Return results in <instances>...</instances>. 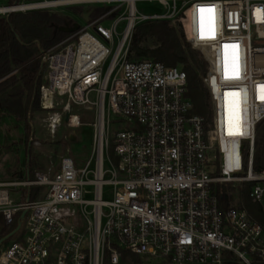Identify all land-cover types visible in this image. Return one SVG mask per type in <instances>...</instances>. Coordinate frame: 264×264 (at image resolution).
I'll list each match as a JSON object with an SVG mask.
<instances>
[{
  "label": "built area",
  "instance_id": "obj_1",
  "mask_svg": "<svg viewBox=\"0 0 264 264\" xmlns=\"http://www.w3.org/2000/svg\"><path fill=\"white\" fill-rule=\"evenodd\" d=\"M43 1L54 4L36 8L102 5L72 42L42 53L50 131L67 113V125L80 126L73 106H94L92 151L83 167L64 156L54 172L0 177L4 222L21 213L0 264H263V226L219 185L251 183V199L264 203V168L254 169L264 120V0ZM143 1L164 12H140ZM148 20L177 24L204 55L210 117L192 113L182 67L129 60L133 32ZM56 97L64 98L59 110ZM26 188V200L10 197Z\"/></svg>",
  "mask_w": 264,
  "mask_h": 264
},
{
  "label": "trees",
  "instance_id": "obj_2",
  "mask_svg": "<svg viewBox=\"0 0 264 264\" xmlns=\"http://www.w3.org/2000/svg\"><path fill=\"white\" fill-rule=\"evenodd\" d=\"M22 3V0H5L4 5ZM71 10L74 14L82 13L81 7H71ZM99 11L101 10L99 9L98 13ZM93 13L91 18L96 15ZM67 21L71 23L73 19L49 9L14 11L0 15V113H8L17 121L24 122L27 135L31 132L28 114L41 109L40 86L46 68V62L42 61V53L57 46L74 33L63 30L67 27ZM66 44L67 42H64L61 47ZM61 47L55 48V51ZM128 58L132 61L152 59L167 66L182 67L187 74V97L193 105L192 113L210 117L209 92L203 81L208 71L207 61L199 51L191 47L184 31L177 24L166 20L139 23L132 35ZM35 168L36 163L31 156L29 159L31 178L34 177ZM263 168L264 120L257 127L254 151L255 171ZM250 187L251 183H246L241 191L240 207L245 208L264 228V203L251 199ZM37 191L38 187H33V192ZM20 216L21 213H17L13 222L7 225L1 215L0 239L17 227ZM13 238V236L8 238L4 244Z\"/></svg>",
  "mask_w": 264,
  "mask_h": 264
},
{
  "label": "rangeland",
  "instance_id": "obj_3",
  "mask_svg": "<svg viewBox=\"0 0 264 264\" xmlns=\"http://www.w3.org/2000/svg\"><path fill=\"white\" fill-rule=\"evenodd\" d=\"M44 2L43 0H22L23 3L31 2ZM5 0H0V6H5ZM71 7H81V14H74ZM101 4H85V5H71V6H60L54 8H35L19 10L22 12L36 10V9H49L57 11L60 14L67 15L73 19V22L67 21L66 24H70L73 27L75 22H79L80 25H85L86 21L82 15L87 13L91 9L95 10L93 14L98 13ZM137 9L145 14H154L164 12V8L157 2L143 1L137 3ZM97 10V11H96ZM8 12L0 13L5 15ZM92 15V14H91ZM92 17V18H95ZM103 24L109 25L107 22ZM123 27V26H122ZM120 26L119 30H122ZM74 34V33H73ZM67 37L63 42L70 43L73 40V36ZM117 38H114L116 44ZM198 51V50H197ZM200 52V51H199ZM201 53V52H200ZM50 54V53H49ZM202 54V53H201ZM203 55V54H202ZM204 57V55H203ZM205 58V57H204ZM206 60V59H205ZM43 61V60H42ZM110 57L106 63L105 68L108 66ZM208 64V63H207ZM49 63L46 61V68L42 74V84L47 81V75L49 72ZM209 67V66H208ZM95 93H91V99H95ZM55 109H60L64 103V98L56 97ZM41 93H40V104H41ZM72 112L80 116L81 125L78 127H69L65 120H62L57 126L55 133L50 131L48 117L51 114L47 110L41 109L30 112L27 120L31 127V132L27 135V130L24 122L17 121L14 116L8 113H0V177L4 180L10 179L17 175L22 169L29 168L28 154L32 156L36 163V170H44L48 172L56 171L60 166V161L64 156H70L75 160L77 167H83L89 160L92 151V142L94 127L93 123L95 120L94 106H90V109L83 106H73ZM225 113L226 119L230 117L229 110ZM230 130L226 128V132ZM262 132V131H261ZM260 132V134H261ZM115 160V159H114ZM93 167V164H92ZM34 169V166L31 168ZM246 183H233V184H222L219 185V189L222 193H228L230 196V202L236 206H242L241 191L243 190ZM28 195V189H20L10 191V197L14 200L21 201L26 200ZM23 197V198H22ZM92 198L93 195L88 196ZM1 219V215H0ZM11 233V232H10ZM8 235V234H7ZM5 235V236H7ZM4 236V237H5ZM3 238V237H2ZM4 242L1 245L0 251L4 246ZM135 260H142L141 256H136Z\"/></svg>",
  "mask_w": 264,
  "mask_h": 264
},
{
  "label": "water",
  "instance_id": "obj_4",
  "mask_svg": "<svg viewBox=\"0 0 264 264\" xmlns=\"http://www.w3.org/2000/svg\"><path fill=\"white\" fill-rule=\"evenodd\" d=\"M18 5L15 4L13 6H8V7L11 8V7H16ZM14 11H19V10L11 9L10 11H7V12L8 13H11V12H14ZM92 12H93V9H91L87 13H84L82 15L83 19L85 21H88L89 18H90V16H91V14H92ZM80 26L81 25H80L79 22H75L74 25H73V27H71V28L65 27V28H63V30L68 31V32H75V31H77L80 28ZM68 117H69V113L66 114L65 120H68ZM29 159H30V155L28 154V160ZM24 214H25V212L22 214V218H23ZM20 227H21V221L18 223L17 227L11 233H9L7 236H5V237H3V238L0 239V248H1V245L3 244V242L5 240H7L8 238L12 237L13 235H15L19 231Z\"/></svg>",
  "mask_w": 264,
  "mask_h": 264
},
{
  "label": "bare ground",
  "instance_id": "obj_5",
  "mask_svg": "<svg viewBox=\"0 0 264 264\" xmlns=\"http://www.w3.org/2000/svg\"><path fill=\"white\" fill-rule=\"evenodd\" d=\"M55 3L58 4V2H55ZM50 4H54V3L50 1H44V2L41 1V2L22 3L16 7H11V8H9L8 6H0V13L10 11L11 9L25 10V9H31V8L41 7V6H47Z\"/></svg>",
  "mask_w": 264,
  "mask_h": 264
},
{
  "label": "snow or ice",
  "instance_id": "obj_6",
  "mask_svg": "<svg viewBox=\"0 0 264 264\" xmlns=\"http://www.w3.org/2000/svg\"><path fill=\"white\" fill-rule=\"evenodd\" d=\"M204 11H205V9H203V8L200 9L201 14H203ZM207 11L211 12L212 9H208ZM210 35H212V33H210ZM262 99H264V97H262Z\"/></svg>",
  "mask_w": 264,
  "mask_h": 264
},
{
  "label": "crops",
  "instance_id": "obj_7",
  "mask_svg": "<svg viewBox=\"0 0 264 264\" xmlns=\"http://www.w3.org/2000/svg\"><path fill=\"white\" fill-rule=\"evenodd\" d=\"M27 171V168H26V170L25 169H22L20 172H18L17 174H20V173H22V172H26Z\"/></svg>",
  "mask_w": 264,
  "mask_h": 264
},
{
  "label": "flooded vegetation",
  "instance_id": "obj_8",
  "mask_svg": "<svg viewBox=\"0 0 264 264\" xmlns=\"http://www.w3.org/2000/svg\"><path fill=\"white\" fill-rule=\"evenodd\" d=\"M66 23H67V22H66ZM68 25H70V24H69V23L67 24V28H71L72 25H71V26H68ZM67 32H68V31H67Z\"/></svg>",
  "mask_w": 264,
  "mask_h": 264
}]
</instances>
